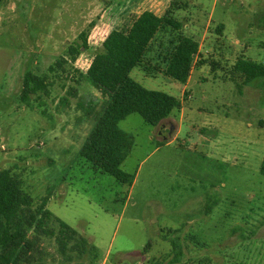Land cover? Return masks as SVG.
Returning a JSON list of instances; mask_svg holds the SVG:
<instances>
[{
    "label": "rangeland",
    "instance_id": "1",
    "mask_svg": "<svg viewBox=\"0 0 264 264\" xmlns=\"http://www.w3.org/2000/svg\"><path fill=\"white\" fill-rule=\"evenodd\" d=\"M142 1L0 0V170L97 249L66 257L43 238L24 264H264V78L244 84L238 73L242 60L264 65V0H173L180 33L198 41L207 28L188 83L163 73L170 28L129 76L180 106L157 126L139 114L119 123L135 140L122 165L131 186L80 156L105 100L81 74ZM27 71L50 83L29 104Z\"/></svg>",
    "mask_w": 264,
    "mask_h": 264
},
{
    "label": "trees",
    "instance_id": "2",
    "mask_svg": "<svg viewBox=\"0 0 264 264\" xmlns=\"http://www.w3.org/2000/svg\"><path fill=\"white\" fill-rule=\"evenodd\" d=\"M170 28L176 33L170 52L164 58L163 73L187 84L191 77L195 58L199 53V42L180 33L182 24L170 14L163 17L151 11L136 16L125 29H114L104 39L85 74H81L108 100L103 106L87 139L80 150L81 158L103 173L131 186L134 178L122 169L134 146V137L125 132L119 123L132 114H139L146 123L157 126L170 117L180 103L172 96L149 90L132 79L130 72L145 65V58L156 35ZM83 44L70 48V56L76 61ZM65 59L57 62L62 66ZM238 73L244 84L264 78V65L241 61ZM50 67L49 71L54 72ZM50 87L47 75H36L27 71L24 76L21 101L29 104L33 96L47 93ZM264 174V159L261 166ZM48 199L36 201L23 188L22 180L8 169L0 170V264H24L31 259L32 252L40 248L43 238L53 239L63 256L90 254L95 259L97 249L75 229L58 219L47 208ZM32 230L29 235L27 226ZM264 226V221L262 222ZM175 259L182 257L180 238L171 240ZM150 247H146V250Z\"/></svg>",
    "mask_w": 264,
    "mask_h": 264
},
{
    "label": "crops",
    "instance_id": "3",
    "mask_svg": "<svg viewBox=\"0 0 264 264\" xmlns=\"http://www.w3.org/2000/svg\"><path fill=\"white\" fill-rule=\"evenodd\" d=\"M172 1L173 0H143L142 1V4L144 5L143 7H144V10H142V12H144V11H151V12H153V13H155L157 16H160V17H163V16H165V15H167V14H170L171 15V12H170V10H169V8H170V5L172 4ZM141 12V13H142ZM140 13V14H141ZM192 22H194V21H192ZM194 27L195 26H191V23H190V21H188V23H186L185 24V28L186 29H188V30H190V31H193L194 30ZM205 29L207 30V28L205 27ZM196 30V29H195ZM206 30H204V32H203V34L201 35V36H199V39L200 40H198V42H199V52H200V50H201V48H202V45H203V40L205 39V37H206V33H207V31ZM197 41V40H196ZM196 59V58H195ZM195 63V62H194ZM192 72H193V70H192ZM190 79V78H189ZM188 83V82H187ZM186 85V84H185ZM97 90V89H96ZM185 91V90H184ZM99 92V91H98ZM102 95V94H101ZM103 96V95H102ZM104 97V104H105V102L108 100V97H106V96H103ZM104 104H103V106H104ZM102 110H103V107H102ZM102 110H101V112H102ZM101 114V113H100ZM99 114V115H100ZM98 118V117H97ZM97 118H96V120H97ZM169 120H171V119H165V120H163L162 122H164V121H169ZM173 122V121H172ZM171 124H173V123H171Z\"/></svg>",
    "mask_w": 264,
    "mask_h": 264
}]
</instances>
